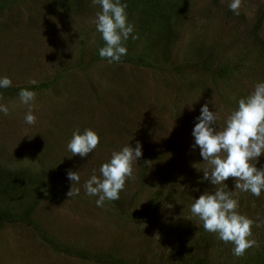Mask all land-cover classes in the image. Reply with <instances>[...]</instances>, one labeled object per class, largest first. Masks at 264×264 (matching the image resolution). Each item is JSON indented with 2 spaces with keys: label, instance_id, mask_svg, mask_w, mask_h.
I'll list each match as a JSON object with an SVG mask.
<instances>
[{
  "label": "rangeland",
  "instance_id": "rangeland-1",
  "mask_svg": "<svg viewBox=\"0 0 264 264\" xmlns=\"http://www.w3.org/2000/svg\"><path fill=\"white\" fill-rule=\"evenodd\" d=\"M164 2L158 11L127 4L138 39L130 35L127 55L109 63L99 55L105 42L92 21L101 9L91 0H0V78L12 80L0 88V104L10 107L0 113V264H264V224L252 230L259 246L238 258L190 212L215 191L192 147L201 107L219 111L222 127L264 82V0H242L239 15L231 0ZM25 88L36 93L34 125L19 103ZM77 128L100 136L83 158L67 149ZM137 141L134 179L98 207L85 181ZM256 166L264 167V154ZM225 183L241 214L264 221V192H240L231 177ZM71 187L79 195L68 197Z\"/></svg>",
  "mask_w": 264,
  "mask_h": 264
},
{
  "label": "clouds",
  "instance_id": "clouds-1",
  "mask_svg": "<svg viewBox=\"0 0 264 264\" xmlns=\"http://www.w3.org/2000/svg\"><path fill=\"white\" fill-rule=\"evenodd\" d=\"M91 4L98 5L101 9L96 12L92 21L105 42V46L99 49V55L109 63L120 62L127 55L125 43L129 36L133 40L138 39L137 35H132L134 25L128 20L127 4L121 3V0H91ZM241 6L242 0H231L229 4L235 15L240 14ZM28 82L32 85L38 83L32 78ZM11 86L10 77L0 78V88ZM35 99L34 91L25 88L19 92L20 105L28 108L24 119L29 125H34L37 121L33 111ZM212 102L216 108L214 100ZM187 105L191 110L193 103ZM0 113L8 115L10 107L0 104ZM196 119L198 122L192 130L195 138L192 147H199L204 162L203 179L210 180L215 185V191H205L195 199L190 212L202 221L206 232L216 234L224 243H231L235 257H243L248 249L259 246L257 240L251 238L252 230L254 226L260 227L264 221L258 222L238 211L236 193L227 190L225 181L233 178L235 189L250 192L256 197L264 192V167L256 166L259 157L264 154V82L256 83L249 95L238 100V107L227 115L224 126L218 127L221 114L217 110L211 111L208 103L201 107ZM99 143L100 136L95 130L86 128L81 132L77 128L72 133L67 149L71 156L79 155L83 158L92 153ZM142 155L139 141L135 148L129 144L113 151L110 160L101 165L100 176L94 170L85 181L86 194L98 197V207H103L105 201L118 200L120 193L125 190L126 181L134 179V165ZM67 175L72 182L79 183L81 179L77 171L69 170ZM79 192V188L71 187L67 196L74 197Z\"/></svg>",
  "mask_w": 264,
  "mask_h": 264
},
{
  "label": "trees",
  "instance_id": "trees-1",
  "mask_svg": "<svg viewBox=\"0 0 264 264\" xmlns=\"http://www.w3.org/2000/svg\"><path fill=\"white\" fill-rule=\"evenodd\" d=\"M121 2L126 3V4L130 3V5H132V7L135 6L136 8H141L144 11H146V9H156L155 11H158V10H161L162 8H164L166 6V3L170 4L171 1L170 2H164V0H121ZM175 4H176V1H173V8L175 7ZM130 5H129V7H131ZM182 7H184V6H182ZM182 7L179 5L177 14L183 13ZM212 62L213 61L210 58H206L205 61H203V63L207 66H212ZM219 69H221V71H224L226 69V67L222 66V67H219ZM217 70H218V68L216 69V71ZM189 236H193V235H189ZM199 237L201 238V240H204V242H205L204 245L208 244V241H206V237L204 236L203 233H201L199 235ZM186 241L187 240H184L179 245H177V253L180 254V253L187 252L188 246H187Z\"/></svg>",
  "mask_w": 264,
  "mask_h": 264
}]
</instances>
